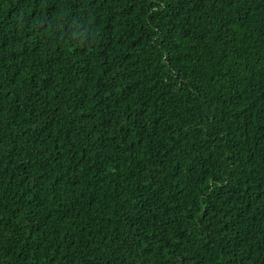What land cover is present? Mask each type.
<instances>
[{"label": "trees", "instance_id": "1", "mask_svg": "<svg viewBox=\"0 0 264 264\" xmlns=\"http://www.w3.org/2000/svg\"><path fill=\"white\" fill-rule=\"evenodd\" d=\"M0 264H264V0H0Z\"/></svg>", "mask_w": 264, "mask_h": 264}]
</instances>
